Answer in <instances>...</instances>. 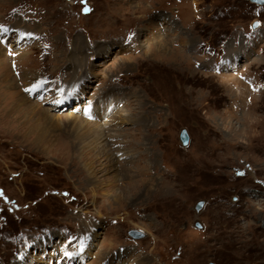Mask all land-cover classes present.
<instances>
[{
    "label": "rangeland",
    "instance_id": "rangeland-1",
    "mask_svg": "<svg viewBox=\"0 0 264 264\" xmlns=\"http://www.w3.org/2000/svg\"><path fill=\"white\" fill-rule=\"evenodd\" d=\"M69 1L0 0V264H264V3Z\"/></svg>",
    "mask_w": 264,
    "mask_h": 264
},
{
    "label": "bare ground",
    "instance_id": "bare-ground-1",
    "mask_svg": "<svg viewBox=\"0 0 264 264\" xmlns=\"http://www.w3.org/2000/svg\"><path fill=\"white\" fill-rule=\"evenodd\" d=\"M71 1V0H70ZM69 1V2H70ZM15 34H17V36H21L22 33H21V30H18ZM19 34V35H18ZM24 34V33H23ZM16 36V35H15ZM17 39V38H16ZM161 48V47H160ZM163 55V54H162ZM167 55V54H166ZM16 58V56L14 57ZM25 77V76H24ZM27 83V82H26ZM33 83V82H32ZM11 84V83H10ZM25 96V95H24ZM28 100V99H27ZM10 104V107L8 112L10 111V113H14V114H19L21 117H18L19 120H18V123L21 122L20 126H22L23 128H26L27 127V131L28 132H34V128L36 125H33V123L35 124V122H31L29 119H28V116H25V112L27 110H33V109H37V113H38V118H40V120L43 121V124H46L48 126H55V127H60L61 124H65V123H72L74 122V119L73 117H68V116H65V117H56V116H52V115H49L48 112L45 111V109H40L39 107H37L36 104L34 103H28L25 98L23 96H20V97H16L14 98V101H12L11 103L9 102H6V104ZM110 104V103H109ZM41 107V106H40ZM6 108H3V112L6 113L7 115V111L5 110ZM18 115V116H19ZM105 115V114H104ZM9 116V115H8ZM14 116V115H12ZM24 117V118H23ZM121 117V116H120ZM130 119V117H129ZM122 121V120H121ZM82 122V121H81ZM77 123V122H76ZM78 125V124H76ZM88 125V124H87ZM102 125V124H101ZM83 126V125H82ZM42 127H46L44 125H42L38 131H36V133H38L37 135V139H36V143L39 144V143H42V142H47L48 140V135L49 133L46 132L45 129H43ZM73 127V126H72ZM71 127V128H72ZM88 128V126H86ZM93 127V126H92ZM82 128V127H81ZM99 129V128H98ZM101 129V128H100ZM35 133V132H34ZM25 134H28L27 132ZM95 134V133H94ZM101 135V134H100ZM98 136V134H97ZM82 137V136H81ZM83 138V137H82ZM97 138V137H96ZM92 140V139H91ZM131 178V177H130ZM132 181V180H131ZM144 264V263H143Z\"/></svg>",
    "mask_w": 264,
    "mask_h": 264
},
{
    "label": "water",
    "instance_id": "water-1",
    "mask_svg": "<svg viewBox=\"0 0 264 264\" xmlns=\"http://www.w3.org/2000/svg\"><path fill=\"white\" fill-rule=\"evenodd\" d=\"M252 2H255V3H258V4H262L264 3V0H250ZM257 25V22L256 21H253L252 22V27H255ZM179 139H180V142L182 145H185L187 144L188 142V134H187V131L185 128H182L179 132ZM203 201L202 200H199L196 204H195V207H194V210L196 212H198L201 207L203 206ZM194 225L199 228L200 227V224L198 222H195ZM128 234L133 237V238H140V237H143L144 236V233H142L141 231H138V230H135V229H129L128 231Z\"/></svg>",
    "mask_w": 264,
    "mask_h": 264
}]
</instances>
